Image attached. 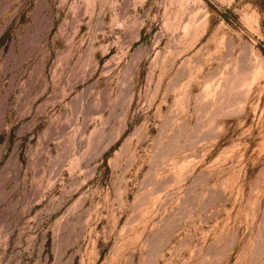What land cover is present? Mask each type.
Here are the masks:
<instances>
[{"label": "rangeland", "instance_id": "1", "mask_svg": "<svg viewBox=\"0 0 264 264\" xmlns=\"http://www.w3.org/2000/svg\"><path fill=\"white\" fill-rule=\"evenodd\" d=\"M0 264H264V0H0Z\"/></svg>", "mask_w": 264, "mask_h": 264}]
</instances>
